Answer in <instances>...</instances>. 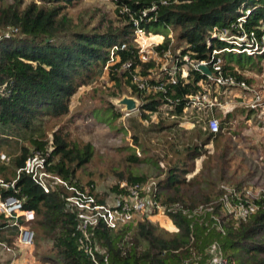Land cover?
I'll return each mask as SVG.
<instances>
[{
	"label": "trees",
	"instance_id": "obj_1",
	"mask_svg": "<svg viewBox=\"0 0 264 264\" xmlns=\"http://www.w3.org/2000/svg\"><path fill=\"white\" fill-rule=\"evenodd\" d=\"M80 1L11 0L7 3L0 0V151L8 158L7 162L0 159V180L4 184L15 180L14 189L0 187V198H18L23 209L33 211L34 221L29 227L34 233L33 264H93L79 246L76 216L66 209L64 203L66 191L55 187L45 194L29 176L24 173L18 179L16 176L29 156L36 152L48 153L47 169L50 172L84 188L77 175L91 161L93 146L70 140L68 133L61 128L55 129L48 138L45 124L50 118L68 115L71 98L78 89L103 75L113 84L108 95L137 98L141 104L138 117L152 124L162 138V145L157 139L159 149L152 154L158 164L156 171L160 169V162H166L164 177L158 181L154 200L164 206V215L178 231L159 228L146 218L114 233L99 224L90 230L99 261L102 262L103 256L107 255L108 264H206L210 248L217 244L228 264H264V204L246 221L222 217L218 207L203 218L192 213L199 204L216 201L221 195L220 182L225 179L226 172L225 166H221L226 164L223 155L217 177L213 175L212 157L202 160V170L196 173L195 162L206 152V145L220 142L222 130L225 126L230 127L233 114H225L217 134L196 126L188 134L193 140L190 138L186 144L187 136L184 138L175 131L182 106H175L168 113V116L175 115L174 118L160 114L159 119L152 122V115L163 104V95L139 91L127 72L120 69L129 60L134 62L133 67L140 65L143 76L155 68L153 63L138 61L133 25V21L138 20V27L146 36L156 34L163 37L158 51L174 46V51L182 48V54L190 52L195 60L208 61L213 51L223 50L216 56L221 60L222 75L232 74L247 86L255 87L254 79L247 78L244 72L261 74L264 55L236 53L232 50L236 46L232 39L220 40L212 35L228 31L227 37L244 34L250 39L253 34L259 41L264 31V0H164L165 4L163 0H113L117 18L100 16L94 25H82L80 19L75 22L68 15V8ZM153 6L156 9L149 11ZM143 11H147L145 17L141 16ZM94 15L91 20H95ZM5 30L15 32L6 38L2 34ZM168 32L176 41L175 45L168 38ZM114 46L126 48L115 51L113 64L109 65ZM200 79L207 80L195 72L188 83L180 80L168 96L182 102L187 95L201 90L197 85ZM211 89L212 97L220 100L230 90L241 92L235 86L228 89L212 86ZM105 109L104 113H109L111 121L110 118H101L100 112L93 115L97 122L112 124L123 115L115 112L109 101H106ZM246 110L241 107L239 120L242 122L252 119L251 112L257 115L254 110H248L245 115ZM227 147L230 146H223L222 152L227 153ZM13 148L15 151L10 152ZM127 149L132 151L126 156L128 166L147 162L145 156L141 157L130 147ZM144 150H148L146 145ZM161 151L164 153L159 157ZM116 178L118 181H146L145 174H135L130 169L126 174L119 173ZM89 190L95 195L91 188ZM95 197L97 202L106 203ZM214 215L220 220L223 234L216 228ZM8 224V220L0 216V241L16 246L15 241L3 236V229ZM42 247H45L43 253L39 251Z\"/></svg>",
	"mask_w": 264,
	"mask_h": 264
},
{
	"label": "built area",
	"instance_id": "obj_2",
	"mask_svg": "<svg viewBox=\"0 0 264 264\" xmlns=\"http://www.w3.org/2000/svg\"><path fill=\"white\" fill-rule=\"evenodd\" d=\"M162 3L165 4L166 1L163 0ZM155 9L156 7L153 6L149 11L153 12ZM147 11H143L141 16L145 17ZM248 13L246 12V14ZM138 23V20L133 21L135 37L146 36L138 27ZM14 32L15 30H5L2 34L8 38ZM212 37H218L220 40L228 38L227 36L222 38L218 33H214ZM168 38L174 41L171 33L168 34ZM161 39L163 41V37ZM231 39L236 45L232 50L236 53H245L248 56L264 55V31L259 41L253 34H251L250 39L244 34ZM158 47V45L139 46L138 44L137 58L139 63H153L155 66L153 70L149 71L148 75L143 76L140 72V65L133 67L134 62L131 60L125 62L120 68L122 72H127L131 83L139 91L146 94L160 93L163 95V104L152 117L157 114L168 116V113L175 106H182L180 121L175 126V131L178 135L192 132L198 124H202L203 131L217 134L220 131V122L216 118L215 112L224 110L230 101L223 102L217 97H212L211 87L213 86L216 89L225 87L228 89L235 86L241 89V92L236 95L237 107L254 110L257 112V119L262 120L261 122L264 123V76H262V87L260 89L249 87L245 82L237 80V77L232 74L222 75L221 60L216 56L222 53L223 50L213 51L208 61H200L195 60L190 52L182 54V48L174 51L173 46H168L167 49L158 51ZM125 48L126 46H114L111 50V60L108 64H113V53L115 51L118 49L124 50ZM225 50L227 51V49ZM200 66L207 67L211 72L210 76L200 71ZM105 70H107V66ZM195 72L205 76L209 82L207 83V80L200 79L197 85L201 90L196 94L187 95L182 102L178 99H171L168 93L179 84L180 80L183 83H188ZM139 109L134 112L137 113V116H139ZM122 113L124 118H129L134 114ZM168 117L172 119L175 115ZM0 159L5 162L8 161L5 155H1ZM47 159L48 153L36 152L32 154L26 159L24 166L17 171L16 179L21 173H24L45 194H49L55 187L63 188L66 191L67 195L64 197V203L66 209L76 216L79 246L90 257L93 264H108V256H103L102 262L99 261L96 256L97 248L93 243L90 230L102 224L114 233L128 224L136 222L137 219L144 217L146 213L151 211L158 213L161 210L164 213V206L154 200V192L158 181H121L115 187V195L107 200L106 203H99L89 188H80L75 182L70 184L60 176L50 172L47 169L49 166ZM14 184L15 180L10 184H4L0 180V187L3 188L14 189ZM220 191L221 195L216 201L199 204L192 210V213L203 218L205 215L214 213L218 207L222 217L226 216L235 221H246L263 207L264 186L237 188L222 184ZM0 216L8 220V227L16 230L18 245L26 248L33 246L34 233L29 227L34 221V213L31 210L23 209V203L20 199L14 197L0 198ZM213 219L216 222L217 230L223 234L224 231L219 218L214 215ZM177 231L176 229L175 232ZM0 246L3 251L13 253V250L6 243H1ZM209 254L210 257L206 264H228L217 244L210 248Z\"/></svg>",
	"mask_w": 264,
	"mask_h": 264
},
{
	"label": "rangeland",
	"instance_id": "obj_3",
	"mask_svg": "<svg viewBox=\"0 0 264 264\" xmlns=\"http://www.w3.org/2000/svg\"><path fill=\"white\" fill-rule=\"evenodd\" d=\"M6 1L7 3L11 2V0ZM114 10L113 0H81L73 7L68 8V15L75 22L80 19L82 25L86 23L94 25L100 16L115 20L117 16L114 14ZM92 14H95V20H91ZM225 36H229L228 31L221 35L222 38H225ZM231 38L228 37L226 40ZM135 41H137L139 46H156L161 44L162 39L160 35L149 34L147 36H138ZM175 44L176 41H174ZM261 65L263 68L261 74L254 71L244 72L247 78L252 77L254 79L253 84L256 87L262 85L264 62ZM112 85L106 75H103L97 81L80 87L71 98L69 114L60 118H50L45 124L48 138L51 137V133L55 129L61 128L68 133L70 140L77 141L79 144L90 143L93 146L94 153L91 161L84 169L78 171L77 176L80 179L81 186L91 188L98 199L104 201L109 200L115 195V187L121 181L128 182L126 180L118 181L116 175L119 173L126 174L130 169L135 174H140L141 172L145 174L146 182L152 180L159 181L160 178L164 177L163 174L166 168V162L162 161L159 163L160 169H157L158 171L155 170L158 164H156V158L152 154L159 149L157 139H160V145H162V138H159L157 130H154L153 125L140 119L137 113H134L129 118H124L123 115L119 116L111 122L112 124H108L107 122L100 123L96 121V117L94 118L93 115L102 112L101 118H110L109 120L111 121L109 113H104L106 101H109L114 106L115 112H122L113 103L114 100L119 98L108 95V92L112 89ZM226 95L231 102L237 103L235 91L230 90L226 92ZM248 112L246 110L243 113L246 115ZM241 114L240 112L235 116V120L231 122L230 127H225L222 130V138L218 144L211 142L208 146H205L206 152L201 158L196 160L194 172L202 170V160H209L212 157V166L215 167L213 175L217 177L220 174L221 157L223 155V162H226V164L223 163L221 166H225L226 172L225 179L220 182L221 184L233 187L238 185L241 188L264 186V123L261 122L262 120L257 119L254 112H251L249 115L252 118L251 122L247 119L242 122L239 120ZM159 117L160 114H157L155 117H151V121L155 122ZM197 126L202 128V124H198ZM114 128L117 130H114ZM180 135H183L184 138L187 136L186 144L190 142L191 136H188V132ZM191 140L193 139L191 138ZM144 145L148 147V150H144ZM225 145L230 146L229 148L227 147V153L221 150ZM129 147L141 157L145 156L147 162L141 165L128 166L126 156H129L132 152L127 149ZM9 151L14 152L15 150L13 148ZM163 153L161 151L158 156L162 157ZM1 155L6 154L0 151ZM191 176L192 174L188 178ZM145 218L152 222V224H156L159 228L169 232L176 231L175 226L164 215L162 210L158 213L154 211L146 213L144 217L142 216L137 219L136 222L143 221ZM136 222L132 223V225H135ZM15 239L17 241V235ZM8 246L13 250V260H19L21 264H33V261L28 262L21 258V252L18 251L20 247L17 244L16 246L14 244ZM25 249L32 254L35 252L33 246ZM44 250L45 247L39 249L42 253Z\"/></svg>",
	"mask_w": 264,
	"mask_h": 264
},
{
	"label": "crops",
	"instance_id": "obj_4",
	"mask_svg": "<svg viewBox=\"0 0 264 264\" xmlns=\"http://www.w3.org/2000/svg\"><path fill=\"white\" fill-rule=\"evenodd\" d=\"M262 87V85L261 86H259V87H256L255 86V88H257V89H260ZM238 93H236V95H237ZM232 96V95H231ZM230 101L229 103H228V105L225 107V109L224 110H219V111H216L215 112V115H216V118H218V120H219V122H221V120H223V118H224V116H225V114L226 113H231V114H233V116H234V119L233 120H235V116L238 114V113H240V111H241V107H237V104L235 103V102H231V100L228 98V96L227 95H224L223 97H221V101ZM232 120V121H233ZM249 122H251V119H247ZM232 121H230V125H231V122ZM253 122V121H252ZM221 124V123H220ZM226 127V126H225ZM177 133V132H176ZM191 132H189L188 134H190ZM210 144V143H209ZM208 144V145H209ZM208 145H206V146H208ZM3 236L8 240V239H11V240H13V241H15L16 242V239H15V237H16V235H17V232H16V230L15 229H13V228H10V227H7V228H4L3 229ZM12 233H14V234H12ZM15 239V240H14ZM1 243H6V241L5 240H3V241H0V244ZM18 251L19 252H21V255H22V257L21 258H23V259H25L26 261H28V262H30V261H32L33 260V256H32V253L30 252V251H27L25 248H18ZM12 254L13 253H7V252H4V251H2V249L0 248V264H21V262L18 260V261H16V260H13V258H12Z\"/></svg>",
	"mask_w": 264,
	"mask_h": 264
},
{
	"label": "water",
	"instance_id": "obj_5",
	"mask_svg": "<svg viewBox=\"0 0 264 264\" xmlns=\"http://www.w3.org/2000/svg\"><path fill=\"white\" fill-rule=\"evenodd\" d=\"M199 70L210 76V70L205 66H200ZM114 105L118 107L122 112L134 113L140 108V103L137 98L129 97L127 95L122 96L119 99L114 100Z\"/></svg>",
	"mask_w": 264,
	"mask_h": 264
}]
</instances>
